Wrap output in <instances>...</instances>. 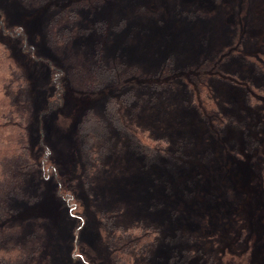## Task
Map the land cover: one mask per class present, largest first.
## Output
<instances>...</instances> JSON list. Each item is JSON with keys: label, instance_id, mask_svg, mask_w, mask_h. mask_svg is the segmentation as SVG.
Wrapping results in <instances>:
<instances>
[{"label": "rangeland", "instance_id": "1", "mask_svg": "<svg viewBox=\"0 0 264 264\" xmlns=\"http://www.w3.org/2000/svg\"><path fill=\"white\" fill-rule=\"evenodd\" d=\"M1 21L15 63L0 100L6 82L24 89L31 146L50 149L77 206L31 170L7 200L24 228L15 248L40 242L25 264H105L108 213L158 230L136 264H264V0H0ZM185 33L187 47L174 40ZM78 70H114L121 88L114 76L90 90ZM197 74L210 108L189 89ZM132 93L124 126L111 103Z\"/></svg>", "mask_w": 264, "mask_h": 264}, {"label": "trees", "instance_id": "2", "mask_svg": "<svg viewBox=\"0 0 264 264\" xmlns=\"http://www.w3.org/2000/svg\"><path fill=\"white\" fill-rule=\"evenodd\" d=\"M31 1L33 4H38L42 0ZM86 5L88 7L94 6L92 2H88ZM68 14L65 12L63 14L64 18L61 21H69L70 15ZM5 27L4 21H1L0 28L2 29V35L6 37L5 33L8 34V32H6ZM10 30L12 29L10 28ZM18 36L22 37L23 35L18 34ZM15 37H17V34ZM5 50L6 52H0V72L5 65H13V62L15 63L12 50H9L6 45ZM205 68L214 69V66L207 65ZM113 71H94L90 76H85V72L82 70L75 71V73L79 77L83 76L81 78L84 80L81 84H84L86 88H93L92 90L98 88L101 86V83H105L110 78H114V76L115 80L113 83L116 82L117 87L121 88L120 84L117 83L120 76ZM14 72L15 69H12L11 73L14 74ZM168 73H171V71L168 70ZM81 78H76V80L80 82L82 81ZM10 80L12 81V79ZM188 80L191 81V84H189ZM207 81L208 77L203 74L190 76L187 79L189 89L195 92V98L198 97V101L203 106L210 108L213 105L208 101L209 88ZM19 82L22 87L26 85L23 83V79H20ZM8 84V82L5 84L6 96L0 100V264L16 263L17 261L25 264V258L31 259L37 255L34 251L35 245L40 249V242L36 238L34 239V235L31 234L23 246H21L22 244H17L18 247L15 248L16 244L14 240L22 235L24 228L20 224L12 223L11 220L15 218V212L11 207H8L7 200L21 194V190L24 188L27 179L30 176L33 177L30 174L31 170L36 169L44 181L49 182L53 180L56 182L59 200L70 208L71 214L77 211V206L73 205L72 198L69 197V200L62 196V179L52 160L50 149L44 148L41 145V147L39 146L38 153H36L32 148L33 146H31V138L28 132V128L31 125L30 115L24 108L25 105L22 101L17 100L18 97L22 98L24 96V89L20 88L21 91L12 92L7 89ZM13 85L16 84L13 83ZM133 96L134 94L132 93L127 99H123L119 103L118 101L111 103L113 117L124 126H128L124 112L127 108L128 100L133 98ZM61 104L62 100L58 99L55 108L60 107L59 105ZM51 107H54V104ZM54 109L47 112V114L51 115L55 111ZM36 229L41 231L40 227L36 226ZM82 230L83 226L79 231ZM99 230L101 234V237H98L100 244L109 252L105 264H136V259L147 253L159 237L158 230L152 227L142 225L130 227L118 226L114 214L111 215L110 213L101 217ZM83 263L85 264V261ZM97 264H100V262L98 261Z\"/></svg>", "mask_w": 264, "mask_h": 264}, {"label": "bare ground", "instance_id": "3", "mask_svg": "<svg viewBox=\"0 0 264 264\" xmlns=\"http://www.w3.org/2000/svg\"><path fill=\"white\" fill-rule=\"evenodd\" d=\"M195 36L192 34L180 35L179 37H175L174 40L177 44H184L185 47L189 46L190 44H193Z\"/></svg>", "mask_w": 264, "mask_h": 264}]
</instances>
